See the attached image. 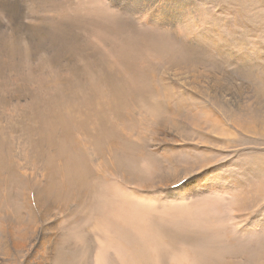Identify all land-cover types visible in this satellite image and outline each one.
<instances>
[{
  "label": "rangeland",
  "instance_id": "rangeland-1",
  "mask_svg": "<svg viewBox=\"0 0 264 264\" xmlns=\"http://www.w3.org/2000/svg\"><path fill=\"white\" fill-rule=\"evenodd\" d=\"M136 1L0 0V264L73 263L16 221L61 236L82 218L105 223L94 264L147 247L187 264L197 237L216 240L204 264H264V0L146 1L174 9L171 24ZM101 2L131 13L105 19ZM105 175L132 195L129 218L119 192L103 209L82 188Z\"/></svg>",
  "mask_w": 264,
  "mask_h": 264
},
{
  "label": "bare ground",
  "instance_id": "bare-ground-1",
  "mask_svg": "<svg viewBox=\"0 0 264 264\" xmlns=\"http://www.w3.org/2000/svg\"><path fill=\"white\" fill-rule=\"evenodd\" d=\"M100 1V0H99ZM116 1V0H115ZM146 1H148V0H141V4L140 3H138L137 1H136V4L138 5V7H142L140 10L142 11V10H149V18H147L148 20H151L152 21V23L154 22V23H159V21H162V22H165V23H169V24H171V22H170V18H169V15H172L173 14V11H174V9L172 10V9H169L171 12H169V10H166V11H168V12H166L164 9H162V8H159L158 6H155L154 8H152V6H151V3H148V2H146ZM160 1V0H159ZM113 2H114V0H113ZM128 3H130L131 4V2H129V1H127ZM91 3V2H90ZM102 3V7H101V9H100V12L101 13H103V14H101V15H103L104 16V14H105V19H110V20H112V21H116L117 19H118V17H119V15H120V13H118V11H116L117 9H119V8H109L104 2H101ZM121 3H123V1H121ZM133 3V2H132ZM152 3H155V2H153L152 1ZM114 4V3H113ZM149 4V5H148ZM184 4V3H183ZM98 5V4H97ZM111 5V4H110ZM114 5H116V4H114ZM114 5H112V7L114 6ZM120 5V4H119ZM11 6V5H10ZM185 6V5H184ZM98 7H100V6H98ZM97 7V8H98ZM121 7V6H120ZM129 7H130V5H129ZM172 7V6H171ZM124 8V9H123ZM126 8H128V7H121V9L124 11V12H127V13H131V11H129L128 9H126ZM133 8V7H132ZM183 8H185V7H183ZM91 9V8H90ZM121 9H119V11H121ZM139 9H136L137 11H140ZM95 12L97 11L96 9H93ZM134 11L133 10V14L134 13H136L137 11ZM91 11H92V9H91ZM90 11V12H91ZM159 11H162L163 12V14H160L159 13ZM98 12H99V8H98ZM184 10L182 11V8H180V13H179V15L181 16V17H183V15H184ZM92 13V12H91ZM189 13V12H188ZM7 14L8 15H13L10 11H8L7 10ZM16 14V13H15ZM94 14V13H93ZM92 14V15H93ZM63 15V14H62ZM91 15V14H90ZM95 15V14H94ZM125 15L123 14V20L125 19V17H124ZM91 17V16H90ZM193 17V16H192ZM62 18V17H61ZM130 18V17H129ZM84 19V18H83ZM127 19V18H126ZM68 20V19H67ZM85 20V19H84ZM94 20V19H93ZM123 20H121V21H123ZM69 21V20H68ZM127 21V20H126ZM130 21H132V20H130ZM179 21H181V20H179ZM101 23V22H100ZM122 23H124V22H122ZM128 23H130V22H128ZM91 24V23H90ZM173 24V23H172ZM7 25V24H6ZM62 25H64V24H62ZM66 26V25H65ZM69 26V25H68ZM122 26V25H121ZM109 27V26H108ZM123 27V26H122ZM114 28H116V27H114ZM96 29V28H95ZM159 29V28H158ZM115 31H116V29H114ZM126 30V29H125ZM130 30V29H129ZM128 30V31H129ZM148 30V29H147ZM121 31H122V29H121ZM120 31V33H122ZM124 31V30H123ZM145 31H146V29H145ZM125 32H127V31H125ZM175 32V31H174ZM114 33H116V32H114ZM118 34V35H121V34ZM129 33V32H128ZM122 34H124V33H122ZM57 35V34H56ZM60 35V34H59ZM102 35V34H101ZM128 35V34H127ZM58 36V35H57ZM162 36V35H161ZM108 37V36H107ZM114 37H116L115 35H114ZM113 37V38H114ZM56 38V37H55ZM58 38V37H57ZM111 38V37H110ZM123 38V37H122ZM165 38V37H164ZM167 38V37H166ZM29 39V38H28ZM117 39V38H116ZM115 39V40H116ZM118 40V39H117ZM121 40V39H120ZM125 40V39H124ZM110 41V40H109ZM111 41H113V40H111ZM122 41H123V39H122ZM122 41H119L118 40V42H122ZM129 41V40H128ZM53 42V41H52ZM109 43V42H108ZM111 43V42H110ZM115 43V42H114ZM154 43V42H153ZM54 44V43H53ZM107 44V43H106ZM122 44V43H121ZM112 45H113V43H112ZM117 45V44H116ZM104 46V45H103ZM114 46H115V44H114ZM154 46V45H153ZM177 46V45H176ZM188 46V45H187ZM12 47V46H11ZM112 47V46H111ZM126 47H128V46H126ZM159 47V46H158ZM166 47V46H165ZM190 47V46H189ZM194 47V46H193ZM91 48V47H90ZM122 48V47H121ZM156 48V47H155ZM192 48V47H191ZM29 49V48H28ZM182 49V48H181ZM201 49H202V47H201ZM209 49V48H208ZM116 50H118V49H116ZM123 50H125V49H123ZM183 50H185V49H183ZM196 50V49H195ZM193 51H194V49H193ZM197 51H198V48H197ZM200 51V50H199ZM210 51V50H209ZM119 52H121V53H123L122 51H120V48H119ZM121 53H120V55H121ZM211 53V52H210ZM29 54V53H28ZM125 54V53H124ZM100 55V54H99ZM197 55V54H196ZM124 56V55H123ZM122 56V57H123ZM126 56V55H125ZM125 56H124V58H125ZM212 56V55H211ZM128 58H126V60H127ZM197 61H198V59H197ZM202 62V61H201ZM203 63V62H202ZM128 65V64H127ZM207 67V66H206ZM133 68V67H132ZM144 73V72H143ZM145 73H146V71H145ZM144 73V74H145ZM135 80H133V82H134ZM159 81V80H158ZM59 82V81H58ZM128 83V82H127ZM162 83V86H164L163 85V82H161ZM129 84V83H128ZM88 85V84H87ZM161 85V84H160ZM97 86V85H96ZM100 86V85H99ZM125 86V85H124ZM95 87V86H94ZM129 87V85L127 86V88ZM141 87V86H140ZM89 88V87H88ZM114 88H116V87H114ZM113 88V89H114ZM149 88H150V86H149ZM112 89V90H113ZM129 89V88H128ZM128 89H126V90H128ZM144 89V88H143ZM152 89V88H151ZM95 90V89H94ZM149 90V89H148ZM96 91V90H95ZM98 92H99V90H97ZM114 92L115 93H117L116 92V89H114ZM151 91H149L148 93H150ZM153 92V91H152ZM155 92V91H154ZM125 94H127V93H125ZM156 94V92L154 93V95ZM128 95H130V94H128ZM225 95L226 94H224V96H222V99H223V101L224 100H226L225 99ZM119 96V95H118ZM203 96V95H202ZM213 96H215V97H217V98H219V95H217V93H215V95H213ZM115 97V96H114ZM144 97V96H143ZM145 97H146V95H145ZM213 98V97H212ZM140 99V98H139ZM142 99V98H141ZM140 99V100H141ZM214 99V98H213ZM145 100V99H144ZM212 100V99H211ZM145 101H147V100H145ZM149 101V100H148ZM213 101V100H212ZM156 102V101H155ZM149 103V102H148ZM159 103V102H158ZM259 103V102H258ZM153 105V104H152ZM212 105H214V104H212ZM150 106V105H149ZM154 106V105H153ZM155 107L156 108H158V106H156L155 105ZM170 108V107H169ZM190 109V108H189ZM194 109V108H193ZM204 109V108H203ZM168 110V109H167ZM173 110V109H172ZM171 110V111H172ZM174 110H175V108H174ZM177 111H178V109H177ZM184 111V110H183ZM212 112V111H211ZM236 112V111H235ZM175 112H173L172 111V114H174ZM103 114V113H102ZM178 114V113H177ZM182 114V113H181ZM74 118H75V116H74ZM73 118V119H74ZM196 118V117H195ZM53 119V118H52ZM158 119V118H157ZM73 122V121H72ZM202 124V123H201ZM203 130V129H202ZM206 132V131H205ZM193 134V133H192ZM203 134V133H202ZM104 138V137H103ZM172 139V138H171ZM132 141V140H131ZM74 149V148H73ZM73 151V150H72ZM129 151V150H128ZM69 152V151H68ZM71 153V152H70ZM68 154V153H67ZM72 154V153H71ZM75 154V153H74ZM121 154V153H120ZM122 159V158H121ZM125 159V158H124ZM123 159V160H124ZM118 165V164H117ZM158 165V164H157ZM78 166V165H77ZM119 166V165H118ZM83 168V167H82ZM132 168V167H131ZM77 169V168H76ZM75 169V170H76ZM87 170V169H86ZM133 170V169H132ZM115 171V170H114ZM143 171V170H142ZM74 171H72V174H74L73 173ZM92 172V171H91ZM65 173H67L66 171H65ZM70 173V172H69ZM76 173V172H75ZM104 173V172H103ZM107 173V172H106ZM98 174V173H97ZM141 174V173H140ZM144 174V173H143ZM188 174H190V173H188ZM74 176V175H73ZM108 176V175H107ZM106 175L105 176H100V177H98L97 179H98V181H96V180H89V181H85V182H83L82 183V188H84V190L85 191H87V196H91V197H95V195H96V198L98 199V198H100L101 200H98L97 202L99 203V205H100V207L101 208H103V209H113L116 205H117V203H116V200L115 201H107L108 199H109V197L107 196L108 195V193H110V194H113L114 195V193L115 192H119V194L121 195V205L120 206H118V208H121V211L119 212V213H121L120 215V218L121 217H123V216H125L126 218L128 217L127 216V214H129L130 213V209H132L130 206H131V200L129 199L128 200V198L131 196L132 197V195L131 194H129V193H126V192H124V191H122L121 189H119L118 187H117V185L115 184V182H113V177L112 178H109V176L107 177ZM146 176V175H145ZM184 176V175H183ZM120 177H121V179H123V180H126V181H128L129 183H131V180L130 179H126V177L124 178L123 176H121L120 175ZM80 179H83V178H80L78 175H77V177H74V181H78V180H80ZM13 180H15V179H13ZM86 180V179H85ZM178 181V180H177ZM177 181H175V182H172L171 183V185L172 184H174V183H176ZM80 182H81V180H80ZM120 182V181H119ZM122 183V182H121ZM20 184H21V182H20ZM66 184V183H65ZM120 184V183H119ZM124 184V183H123ZM69 186V185H68ZM123 186V185H122ZM121 186V187H122ZM138 186H140V185H138ZM124 187V186H123ZM140 187H142V186H140ZM12 188V187H11ZM67 188V187H66ZM53 189V188H52ZM56 189V188H55ZM63 189V188H62ZM69 189V188H68ZM123 189V188H122ZM50 190V189H49ZM64 190V189H63ZM13 191V190H12ZM24 191V190H23ZM11 192V191H10ZM7 193H9V192H7ZM109 194V195H110ZM8 195V194H7ZM10 195V194H9ZM54 195V194H53ZM61 196V195H60ZM130 197V198H131ZM145 197V196H144ZM17 198V197H16ZM140 198V197H139ZM87 200V199H86ZM93 200V199H92ZM16 201V200H15ZM36 201V200H35ZM135 201H138V200H135ZM21 202H22V200H21ZM85 202V201H84ZM93 202L94 201H90V203H89V205H92L93 204ZM53 203H54V201H53ZM57 204V203H56ZM85 204V203H84ZM129 204H130V206H129ZM258 204V203H257ZM3 207V206H2ZM117 207V206H116ZM36 209L38 210V206L36 205ZM19 210V209H18ZM36 210V211H37ZM49 210V209H48ZM2 211V210H1ZM34 212V214H33V216H38V217H40L41 219H45L46 217V214L44 213V215H41L40 214V216L38 215V212ZM100 212H101V210H99ZM103 212V211H102ZM21 213V212H20ZM31 213V212H30ZM102 214V213H101ZM19 215H21V214H19ZM31 215V214H30ZM85 215V214H84ZM104 215V214H103ZM32 216V217H33ZM18 217V216H17ZM81 217V216H80ZM22 218H24V217H22ZM82 218V217H81ZM129 218V217H128ZM83 220H85V218H82ZM80 220L79 221V223L75 226V225H73V226H70L71 225V223H69L70 225H68V226H70V227H68V230L67 231H64L63 232V234L61 235V236H56L55 234L57 233L56 232V226L55 225H51V229H53L54 231L53 232H51V233H49V234H47V231L45 230V228L46 227H44V230H42V231H37V228L36 227H34V226H32L33 224H34V222H36V221H32V218H31V221H32V223L31 222H29V223H31V224H29V223H22V222H18V221H16V225H27L28 227H30V228H28L27 226V233H24V238H23V241H24V239H29V237L30 236H32V234L33 235H35V237L37 238V240H41V248L40 249H37V252H39V253H41V250L43 251V248H45L46 247V243H49V244H51V246H52V244L54 243V247L56 248L55 250H56V253L57 252H59L60 253V256H65V255H67V256H69V259H70V257H72V258H77L76 260H74L73 261V263L72 262H70L68 259H66L68 262H70V263H72V264H94V262L95 261H92V252L94 251V249L96 248V238H99V241H101V238H102V233L101 232H103V229H104V225H105V223L104 222H102V223H100V221L101 220H99V219H97L96 221H99V222H97V223H94V222H92V221H89V220H86L84 223H83V220ZM28 220H30V217H29V219ZM25 221V220H24ZM77 222V221H76ZM100 223V224H99ZM29 224V225H28ZM76 224V223H75ZM67 225V224H66ZM21 227L22 228V231L24 232V230H23V228H25V227ZM112 226L114 227V228H116V229H118V231L120 232L121 231V229H123L124 227L121 225V223L120 222H116V223H113L112 224ZM50 227V226H49ZM64 227H65V225H64ZM63 227V228H64ZM158 227V226H157ZM198 227H201V226H198ZM204 227H205V225H204ZM26 229V228H25ZM41 229H43V228H41ZM40 229V230H41ZM59 229H60V227H59ZM142 229H144V228H142ZM167 229V228H166ZM196 229V228H195ZM198 229V228H197ZM15 230V229H14ZM199 230V229H198ZM26 231V230H25ZM37 231V232H36ZM10 232V230L7 232V233H9ZM13 232V231H12ZM18 232V231H17ZM23 232H18L19 234H22ZM145 232V231H144ZM170 232L171 231H166V235L168 236V237H170L171 238V234H170ZM225 232V231H224ZM15 233V236L16 235H18V233L16 234V231L14 232ZM14 233H12L13 235H14ZM140 233V232H139ZM162 233V232H161ZM171 233H174V234H176L180 239H181V241H183V239L185 240V241H188L189 240V237H190V235H186V234H183V233H178V232H171ZM11 234V235H12ZM142 234V233H141ZM23 235V234H22ZM22 235H20V236H22ZM55 235V237L53 238V236ZM75 235H76V237H75ZM116 235V234H115ZM224 235V234H223ZM6 237H7V234L5 235ZM124 236H126V235H124ZM158 236V235H157ZM208 236V235H207ZM11 237H13V236H11ZM18 237V236H17ZM57 237V238H56ZM115 237H117V236H115ZM121 237V236H120ZM159 237V236H158ZM167 237V238H168ZM211 237V236H210ZM219 237V236H218ZM217 237V238H218ZM130 238V237H129ZM133 238V237H132ZM143 238V237H142ZM14 239V238H13ZM12 239V240H13ZM15 239H16V237H15ZM18 239H19V237H18ZM18 239H16L15 241H17ZM31 239V238H30ZM112 239V238H111ZM116 239V238H115ZM196 239V238H195ZM152 240V239H151ZM171 240V239H170ZM20 241H21V239H20ZM123 241V240H122ZM132 241H135L136 242V240L135 239H133ZM154 243H157V241L156 240H152ZM177 241V240H176ZM5 242V241H4ZM27 242H28V240H27ZM33 242V241H32ZM35 242V241H34ZM139 242V241H138ZM150 242V241H149ZM165 242L166 243H170V245L173 247V246H176L177 244V242H175V240H171V242H169L168 241V239H165ZM180 242V241H179ZM212 242H214V244L212 243ZM235 242V241H234ZM18 243V242H17ZM120 243V242H119ZM122 243V242H121ZM126 243V242H125ZM195 243H197L196 245H195V249H192V248H190V247H188V248H183V252L182 253H184L185 255H186V257L189 259L188 261H185L187 264H204V259L205 258H209L210 260H212V258L214 257V254H215V250H214V248H213V246L216 244V240L214 241V240H212L211 238H207V239H204V245H205V247L203 246V248L204 249H202V243H203V237H197V239H196V242ZM224 243V242H223ZM238 243H240L241 244V242L239 241ZM237 243V244H238ZM21 244V243H20ZM58 244V245H57ZM109 244V243H108ZM133 244H135V243H133ZM137 244V243H136ZM140 244V243H139ZM153 243L152 242H150L149 243V245H152ZM181 244V243H180ZM15 245H19V244H15ZM32 245V243L30 244V246ZM36 245V244H35ZM34 245V246H35ZM56 245H57V247H56ZM155 245V244H154ZM227 245V244H226ZM24 246V245H23ZM136 246V245H135ZM239 246V245H238ZM8 247V246H7ZM6 247V248H7ZM17 248H25V246L24 247H22V244L21 245H19V246H16ZM36 247V246H35ZM48 247V246H47ZM53 247V248H54ZM138 247H136V249H137ZM177 248V247H176ZM217 248V247H216ZM223 248H225V247H223ZM10 249H11V247H10ZM13 249V248H12ZM11 249V250H12ZM30 249V248H29ZM155 249V248H154ZM173 249H175V248H173ZM4 250L6 251V249L4 248ZM8 250V249H7ZM20 250H22V249H20ZM96 250V249H95ZM211 250L214 252V253H211ZM222 250V249H221ZM17 251H19L18 249H17ZM154 251V250H153ZM171 251V250H170ZM22 252H23V250H22ZM22 252H21V254H22ZM44 252H45V250H44ZM53 252V251H52ZM68 252H70V254L68 253ZM4 253V252H3ZM11 253H13V252H11ZM101 253V252H100ZM7 254V253H6ZM5 254V255H6ZM15 254V253H14ZM20 254V255H21ZM42 254V253H41ZM46 254V253H45ZM54 254V253H53ZM63 254V255H62ZM136 254H137V256H136V258L134 259V262L133 263H135V264H167V258L169 257V253H168V251H167V248H161V249H159V251L157 252V254H155V253H153L150 249H149V247H147L146 249H142V250H140V251H137L136 252ZM57 256H58V254H56ZM102 255H103V258H100L99 257V259H98V261H97V264H106V263H108V264H116L112 259H109L108 260V257L107 256H104V254H103V252H102ZM7 256V255H6ZM12 256V254L9 256V257H11ZM100 256H101V254H100ZM8 257V256H7ZM95 257V256H94ZM54 259L55 258H57V257H53ZM113 258V257H112ZM220 258V257H219ZM42 259V258H41ZM94 259V258H93ZM56 260V259H55ZM166 260V261H165ZM168 260H170V259H168ZM171 261H172V259H171ZM35 262V261H34ZM58 263H60V264H62L61 262H60V260H58V258H57V260H56V262H55V264H58ZM70 263H68V264H70ZM209 264H210V262H209Z\"/></svg>",
  "mask_w": 264,
  "mask_h": 264
}]
</instances>
